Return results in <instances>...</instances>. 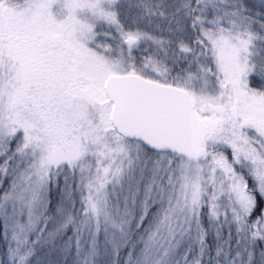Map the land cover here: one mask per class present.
<instances>
[{
    "label": "snow or ice",
    "instance_id": "snow-or-ice-1",
    "mask_svg": "<svg viewBox=\"0 0 264 264\" xmlns=\"http://www.w3.org/2000/svg\"><path fill=\"white\" fill-rule=\"evenodd\" d=\"M0 264H264V0H0Z\"/></svg>",
    "mask_w": 264,
    "mask_h": 264
}]
</instances>
